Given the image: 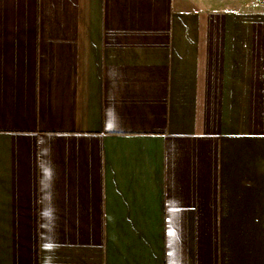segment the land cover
Instances as JSON below:
<instances>
[{
  "label": "crops",
  "instance_id": "0c3cea01",
  "mask_svg": "<svg viewBox=\"0 0 264 264\" xmlns=\"http://www.w3.org/2000/svg\"><path fill=\"white\" fill-rule=\"evenodd\" d=\"M0 264H264V0H0Z\"/></svg>",
  "mask_w": 264,
  "mask_h": 264
}]
</instances>
